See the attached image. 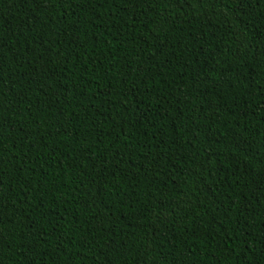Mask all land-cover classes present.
Wrapping results in <instances>:
<instances>
[{
    "label": "trees",
    "instance_id": "16d2710c",
    "mask_svg": "<svg viewBox=\"0 0 264 264\" xmlns=\"http://www.w3.org/2000/svg\"><path fill=\"white\" fill-rule=\"evenodd\" d=\"M0 264H264V0H0Z\"/></svg>",
    "mask_w": 264,
    "mask_h": 264
}]
</instances>
